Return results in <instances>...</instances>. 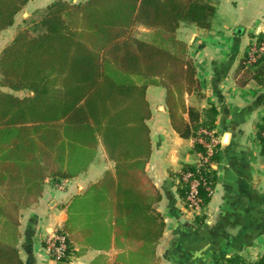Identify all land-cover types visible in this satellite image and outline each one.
<instances>
[{"label": "trees", "instance_id": "16d2710c", "mask_svg": "<svg viewBox=\"0 0 264 264\" xmlns=\"http://www.w3.org/2000/svg\"><path fill=\"white\" fill-rule=\"evenodd\" d=\"M28 1L0 0V32L12 26ZM212 1L87 0L70 5L59 0L47 8L35 36L20 31L1 50L0 88L29 94L0 91V264L8 259L13 264V258L22 264L13 248L19 212L37 203L46 179L70 180L85 172L98 143L114 163L115 179L104 176L96 184V196L102 200L104 191L116 187L132 207L126 228L135 238L134 206L146 204L141 193L150 185L145 173L150 154L146 90L160 86L169 99L173 93L197 94L193 62L175 32L182 23L209 30L216 14ZM136 26L147 29L150 40L129 35ZM256 44L264 45V35ZM243 68L247 78L242 85L249 81L264 87V52L254 64L245 60ZM188 113L191 127L177 131L183 138L193 137L195 152L203 153L196 142L198 130L214 131L217 110L209 105L202 114ZM262 131L264 121L257 132L264 152ZM195 170L196 165L183 172ZM211 172L210 167L205 171L207 182ZM187 191V186L180 191L184 198ZM201 196L207 200L203 190ZM71 208L67 226H72ZM149 222L144 219V245ZM228 264H264V254L255 262L234 258Z\"/></svg>", "mask_w": 264, "mask_h": 264}, {"label": "crops", "instance_id": "0c3cea01", "mask_svg": "<svg viewBox=\"0 0 264 264\" xmlns=\"http://www.w3.org/2000/svg\"><path fill=\"white\" fill-rule=\"evenodd\" d=\"M251 17L264 18V0H221L209 30L184 23L176 30L200 89L169 99L162 87H147L150 154L145 173L150 185L141 193L146 204L134 206L135 238L126 228L132 207L116 187L104 191L102 200L96 196L104 176L115 179L114 163L103 151L70 180L46 179L37 203L19 212L13 248L22 264H57L44 243L56 231L64 232L69 249L58 264H228L234 258L255 262L264 254V154L257 139L264 121V87L236 85L230 59L238 43L232 34L250 26ZM209 105L217 110L213 132L220 137L208 176L212 192L192 215L180 192V174L197 163L195 139L181 137L177 129L191 127L189 110L202 114ZM71 206L72 226H67ZM144 219L150 220L145 245ZM89 237L102 242L86 244Z\"/></svg>", "mask_w": 264, "mask_h": 264}, {"label": "rangeland", "instance_id": "374dc122", "mask_svg": "<svg viewBox=\"0 0 264 264\" xmlns=\"http://www.w3.org/2000/svg\"><path fill=\"white\" fill-rule=\"evenodd\" d=\"M57 1L59 0H29L28 3H26V5L14 17L12 26L0 32V52L5 46H7L13 41L17 33H19L20 31L27 30L28 35L35 36L40 30L39 22L42 19L43 15L45 14L47 8L51 4ZM60 1L66 2L67 4H70V5H78V4L85 3L87 0H60ZM220 2L221 0H213L212 4L218 7ZM251 18L253 22L251 23L250 26L249 25L247 26L246 24L243 25V28H241V32L239 36L232 34V36L238 38L237 47L235 48V50H233V55L230 58V59L233 58V64H234L232 76L235 81V84L239 86H243L242 84L247 78L246 70L244 68L240 69V66H242L243 62H245L246 60L247 51L251 45L256 44L259 41V36L264 35V18H261V17H258V18L255 17L256 19L254 17H251ZM130 31L131 32H129V35L132 34L133 37H139L141 39H144L145 41L150 40L147 29L141 26L131 27ZM213 55L217 57L219 56V53L216 52ZM193 66H194V63H193ZM1 78L2 77L0 75V81H1ZM249 83L253 85L252 82H249ZM1 89H4L10 94H13L18 97L28 96L29 94V92L27 91L11 92L3 87ZM211 136L215 141L220 140L219 139L220 137L217 133L211 134ZM103 151L104 150L101 144L98 143L96 155L97 153L102 154ZM180 185L182 186V188H184L185 186L183 184H180ZM197 212L198 211L191 212V213L192 215H194V213L196 214ZM98 227L101 229V226H98ZM100 242L102 241L97 242L91 237L85 239L86 244H93V243H100ZM68 250L69 249H67V251Z\"/></svg>", "mask_w": 264, "mask_h": 264}, {"label": "built area", "instance_id": "2783aa9c", "mask_svg": "<svg viewBox=\"0 0 264 264\" xmlns=\"http://www.w3.org/2000/svg\"><path fill=\"white\" fill-rule=\"evenodd\" d=\"M264 52L263 44H253L247 51L246 61L248 64H254L261 54ZM211 134L205 129L198 131L197 143L200 144L204 150L202 153H197V163L195 171L183 172L180 174V181L187 186V194L185 196V204L190 212L199 211L203 205V198L201 191L203 190L206 196H210L212 189L207 182L205 171L210 167V158L213 154L214 148L218 145ZM261 136L264 138V131ZM45 249L48 252L50 259L55 263H62L66 258L67 242L64 235L56 231L50 237L45 239Z\"/></svg>", "mask_w": 264, "mask_h": 264}, {"label": "water", "instance_id": "95a60500", "mask_svg": "<svg viewBox=\"0 0 264 264\" xmlns=\"http://www.w3.org/2000/svg\"><path fill=\"white\" fill-rule=\"evenodd\" d=\"M240 32H241V29H236V31H235L234 34H235L236 36H239V35H240Z\"/></svg>", "mask_w": 264, "mask_h": 264}]
</instances>
